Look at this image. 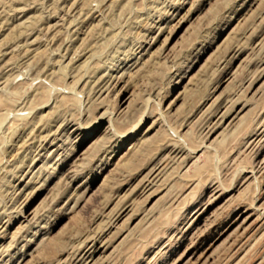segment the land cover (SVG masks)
I'll list each match as a JSON object with an SVG mask.
<instances>
[{"label": "rangeland", "instance_id": "374dc122", "mask_svg": "<svg viewBox=\"0 0 264 264\" xmlns=\"http://www.w3.org/2000/svg\"><path fill=\"white\" fill-rule=\"evenodd\" d=\"M0 264H264V0H0Z\"/></svg>", "mask_w": 264, "mask_h": 264}]
</instances>
